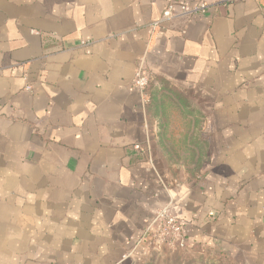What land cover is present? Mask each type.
<instances>
[{
  "label": "crops",
  "instance_id": "crops-1",
  "mask_svg": "<svg viewBox=\"0 0 264 264\" xmlns=\"http://www.w3.org/2000/svg\"><path fill=\"white\" fill-rule=\"evenodd\" d=\"M172 1L0 0V264H264V0Z\"/></svg>",
  "mask_w": 264,
  "mask_h": 264
},
{
  "label": "built area",
  "instance_id": "built-area-1",
  "mask_svg": "<svg viewBox=\"0 0 264 264\" xmlns=\"http://www.w3.org/2000/svg\"><path fill=\"white\" fill-rule=\"evenodd\" d=\"M238 0H219L222 4H229ZM167 6L162 13V19L170 17L173 13V1L167 0ZM207 4L203 1H198L194 5L181 4L180 9L185 13H202L206 11ZM159 22L156 21L152 24V28L158 27ZM81 45H84V41H80ZM133 85L142 95H145V91L149 85V74L143 64H139L136 68ZM26 89H30V86H26ZM184 220L171 211V204L167 203L158 207L148 218L145 226L143 236L147 238L149 245H167L175 246L180 245L183 242Z\"/></svg>",
  "mask_w": 264,
  "mask_h": 264
}]
</instances>
